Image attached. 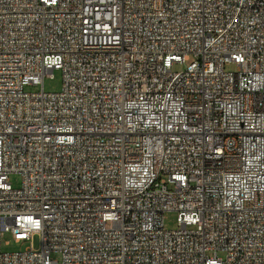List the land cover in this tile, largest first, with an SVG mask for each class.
Returning <instances> with one entry per match:
<instances>
[{"label":"built area","instance_id":"obj_1","mask_svg":"<svg viewBox=\"0 0 264 264\" xmlns=\"http://www.w3.org/2000/svg\"><path fill=\"white\" fill-rule=\"evenodd\" d=\"M0 264H264V0H0Z\"/></svg>","mask_w":264,"mask_h":264},{"label":"rangeland","instance_id":"obj_2","mask_svg":"<svg viewBox=\"0 0 264 264\" xmlns=\"http://www.w3.org/2000/svg\"><path fill=\"white\" fill-rule=\"evenodd\" d=\"M183 65L177 66L182 67ZM226 69L228 70H236V67L234 65L228 64L226 66ZM41 84L39 85H31L25 87L27 91H39L41 90ZM44 90L46 92H57L61 89L62 86V73L60 70H55L53 77L46 76L44 78ZM9 181L11 182L13 187H19L21 185L22 177L20 174H12L10 175ZM164 222L165 227L167 229H175L178 226L177 223V214L176 212L170 211L166 212L164 214ZM30 245V241L27 240H20L16 241L14 236L10 233H5L3 236L2 241V251L4 252H14V251H22L25 250L26 247ZM33 245L35 248L40 247V237L36 235L33 239ZM52 257L54 259H60L58 254H52Z\"/></svg>","mask_w":264,"mask_h":264}]
</instances>
